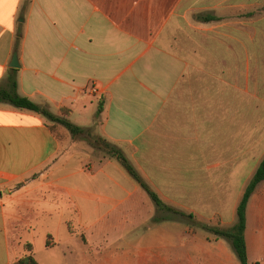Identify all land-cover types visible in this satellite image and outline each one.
Returning a JSON list of instances; mask_svg holds the SVG:
<instances>
[{"label":"crops","instance_id":"crops-1","mask_svg":"<svg viewBox=\"0 0 264 264\" xmlns=\"http://www.w3.org/2000/svg\"><path fill=\"white\" fill-rule=\"evenodd\" d=\"M13 71L21 96L122 149L167 209L118 160L0 103V264L25 255L16 238L39 264H240L207 228L236 224L264 159V0H0V88ZM245 236L264 264V182ZM73 237L94 251H63Z\"/></svg>","mask_w":264,"mask_h":264},{"label":"trees","instance_id":"trees-1","mask_svg":"<svg viewBox=\"0 0 264 264\" xmlns=\"http://www.w3.org/2000/svg\"><path fill=\"white\" fill-rule=\"evenodd\" d=\"M205 21H213L215 18L206 17L203 18ZM0 103H8L16 108L29 110L38 114L43 115L52 125L50 126L53 133L57 135L59 140H63V137L57 131V127H63L73 139H85L90 142V146L93 148L94 152L99 151L104 154L102 158H112L118 160L128 171V173L147 191L155 204L163 209H167L159 197L141 180V177L135 167L131 164L125 153L117 145L109 142L108 140L96 136L92 133L91 128H84L78 126L67 119V110H62V115L57 116L50 111L47 106H41L34 103L27 97H23L18 92V82L16 71L8 77V80L4 87L0 88ZM103 111L102 104H100L97 118L101 115ZM264 182V159L261 162L258 170L247 186L243 198L237 209V222L230 229H220V228H207L209 231L213 232L217 237L227 239L235 251L240 264H249L248 259V249L246 242V229H247V208L250 199L255 194L258 186ZM180 216H185L182 212H177ZM189 219H193V216H189ZM160 220V219H159ZM164 220V218L162 219ZM47 246L50 247V237L47 240ZM15 264H39L35 258L34 248L31 244L27 243L25 246V255L18 259Z\"/></svg>","mask_w":264,"mask_h":264},{"label":"rangeland","instance_id":"rangeland-1","mask_svg":"<svg viewBox=\"0 0 264 264\" xmlns=\"http://www.w3.org/2000/svg\"><path fill=\"white\" fill-rule=\"evenodd\" d=\"M88 118V117H87ZM57 127V131L60 133V135L64 138H66L67 136H65L66 134V130L63 128V127ZM91 128L92 130V133L96 136H98L97 134V130L95 128V125L89 127ZM75 140L77 143H79L82 147H85V149H89L90 151H94L93 148L90 146V142L88 140H85V139H73ZM95 153V156L99 159V158H102L104 156L103 153L99 152V151H96L94 152ZM79 163L80 161L77 159V160H74L72 161V163L65 167L64 168V172H72V171H75L78 166H79ZM69 229L71 232H73L74 234H78V235H81L82 237L85 238V235L84 233H77L78 231L75 229V227L69 225ZM47 232L48 230L46 229V227H42V226H38L37 228H34V231H32L31 235L33 236V238L36 240V242H41L43 241L45 238H46V235H47ZM140 234V229L139 228H135V226H133L132 228L126 230V240L129 241L130 244H135V242L137 241L138 239V236ZM62 236V235H61ZM86 236L90 237L91 236V233L88 232L86 234ZM114 236V235H113ZM68 239L70 236H68ZM15 243H19L21 245V247L23 246L24 247V250H25V246L26 244L23 243L19 238H16L14 240ZM138 242V241H137ZM138 244V243H137ZM89 246L85 245V244H82V238L81 237H73L72 238V242H69V240L65 239V244H64V247L62 248L63 251H66V252H74L75 254H81V253H87L89 251H94V249L92 250L90 247H91V244H88ZM117 248V245H104L103 247V250H106V249H116Z\"/></svg>","mask_w":264,"mask_h":264},{"label":"water","instance_id":"water-1","mask_svg":"<svg viewBox=\"0 0 264 264\" xmlns=\"http://www.w3.org/2000/svg\"><path fill=\"white\" fill-rule=\"evenodd\" d=\"M11 67L14 69L20 68L17 53L13 57V63L11 64ZM6 193H9V191H6ZM0 196H2V193H0Z\"/></svg>","mask_w":264,"mask_h":264},{"label":"built area","instance_id":"built-area-1","mask_svg":"<svg viewBox=\"0 0 264 264\" xmlns=\"http://www.w3.org/2000/svg\"><path fill=\"white\" fill-rule=\"evenodd\" d=\"M90 94L93 95V96H96V95H100V90L99 88L97 87V85L93 84L90 88Z\"/></svg>","mask_w":264,"mask_h":264}]
</instances>
